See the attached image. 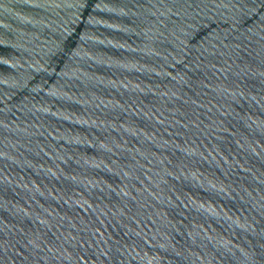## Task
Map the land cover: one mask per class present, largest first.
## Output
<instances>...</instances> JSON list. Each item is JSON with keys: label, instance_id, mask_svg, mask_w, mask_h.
I'll return each instance as SVG.
<instances>
[{"label": "water", "instance_id": "obj_1", "mask_svg": "<svg viewBox=\"0 0 264 264\" xmlns=\"http://www.w3.org/2000/svg\"><path fill=\"white\" fill-rule=\"evenodd\" d=\"M0 264H264V0H0Z\"/></svg>", "mask_w": 264, "mask_h": 264}]
</instances>
